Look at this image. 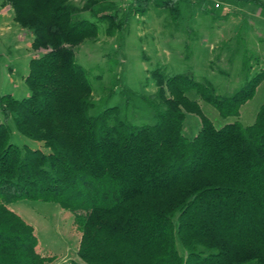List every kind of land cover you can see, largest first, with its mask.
I'll use <instances>...</instances> for the list:
<instances>
[{
    "label": "trees",
    "instance_id": "16d2710c",
    "mask_svg": "<svg viewBox=\"0 0 264 264\" xmlns=\"http://www.w3.org/2000/svg\"><path fill=\"white\" fill-rule=\"evenodd\" d=\"M180 1L203 0H1L42 51L29 60L30 93L0 94V264L51 260L10 208L21 199L73 213L82 262L67 264H264V102L250 124L239 121L264 72L221 96L156 69L163 107L153 124L125 121L116 106L90 114L93 89L75 47L96 39L99 23L121 29L151 6L177 20ZM248 1L264 11V0ZM83 11L92 19L79 18ZM202 103L224 122L214 124ZM188 114L200 120L192 137L184 134ZM10 119L46 151L12 143Z\"/></svg>",
    "mask_w": 264,
    "mask_h": 264
},
{
    "label": "rangeland",
    "instance_id": "374dc122",
    "mask_svg": "<svg viewBox=\"0 0 264 264\" xmlns=\"http://www.w3.org/2000/svg\"><path fill=\"white\" fill-rule=\"evenodd\" d=\"M70 1L81 6L86 0ZM179 7L177 20L153 6L143 15H132L121 29L113 28L115 33L103 45L100 38L105 39L113 29L107 32L105 23L98 22L96 39L75 47V60L86 70L96 100L90 114L116 106L125 121L153 124L152 105L163 107L152 74L156 69L166 76L183 74L206 82L221 96L234 94L248 77L264 72V11L259 7L248 0L180 1ZM78 17L92 19L87 11ZM31 40L27 28L0 14V94L20 99L30 93L24 80L29 60L42 51L34 50ZM151 93L156 97L150 105L145 97ZM262 102L264 78L253 97L241 106L239 121L243 126L253 121ZM202 107L214 124L224 122L212 106L202 103ZM199 126V117L188 114L184 134L192 137ZM9 130L10 141L16 146L46 151L42 142L20 134L12 119ZM10 208L33 227L36 251L51 259L45 264L82 262L77 254L80 232L71 211L35 199L17 200ZM177 247L184 254L179 242Z\"/></svg>",
    "mask_w": 264,
    "mask_h": 264
},
{
    "label": "crops",
    "instance_id": "0c3cea01",
    "mask_svg": "<svg viewBox=\"0 0 264 264\" xmlns=\"http://www.w3.org/2000/svg\"><path fill=\"white\" fill-rule=\"evenodd\" d=\"M0 2H1V1H0ZM0 7H1V9H0V14H1L2 16L12 17V19H13V12H12L10 6H8V5H4V6H2V5L0 4ZM10 12H11V13H10ZM138 16H140V15H138ZM114 33H115V29H113L112 32H111V34H109V36H106L105 39H101V38H100V40H101V42H102V45H103V43H104V44H105V43H108V42H109V38H110ZM155 97H156V93H155V94H154V93H151L150 96L145 97V98H146V99H145L146 103H147V104H150L149 102H151L152 99L154 100ZM91 101L94 103V107H95L96 100L93 99V93H92ZM154 104H156V102H154ZM150 105H151V104H150ZM152 106H153V108H154V113L156 112V109H157V108H162L161 105H152Z\"/></svg>",
    "mask_w": 264,
    "mask_h": 264
}]
</instances>
